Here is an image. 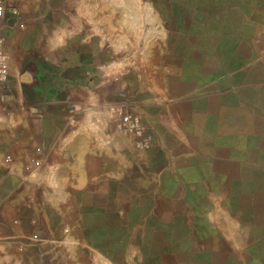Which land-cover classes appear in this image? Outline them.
<instances>
[{
    "label": "crops",
    "instance_id": "obj_1",
    "mask_svg": "<svg viewBox=\"0 0 264 264\" xmlns=\"http://www.w3.org/2000/svg\"><path fill=\"white\" fill-rule=\"evenodd\" d=\"M8 35L0 264H226V254L264 263L258 86H241L253 99L236 94L215 113L203 104L197 127L188 102L158 83L150 47L119 49L96 27L70 44L62 76L51 69L65 58L58 39L45 49L31 33L26 44ZM122 108L142 116L141 135L122 126Z\"/></svg>",
    "mask_w": 264,
    "mask_h": 264
},
{
    "label": "rangeland",
    "instance_id": "obj_2",
    "mask_svg": "<svg viewBox=\"0 0 264 264\" xmlns=\"http://www.w3.org/2000/svg\"><path fill=\"white\" fill-rule=\"evenodd\" d=\"M13 4L20 10L19 28L5 30L7 47L9 33L22 35L19 43L31 33L44 39L45 49L49 38L58 39L57 54L65 58L51 69L62 76L74 54L70 44L97 27L99 37L119 49L132 45L143 52L150 47L155 53L152 62L163 69L158 83L169 84L178 99L188 102L184 106L188 112L191 107L197 127L203 104L209 103L215 113L218 102L233 101L236 94L253 99L255 94L240 92L241 86H258L257 98L264 101V0H13ZM67 79L74 80L72 74ZM126 113L142 121L141 115ZM258 129L264 132V124ZM234 260L236 256L226 254V264H235Z\"/></svg>",
    "mask_w": 264,
    "mask_h": 264
},
{
    "label": "built area",
    "instance_id": "obj_3",
    "mask_svg": "<svg viewBox=\"0 0 264 264\" xmlns=\"http://www.w3.org/2000/svg\"><path fill=\"white\" fill-rule=\"evenodd\" d=\"M20 17L19 7L13 4V0H0V86L6 87L11 79L10 56L7 52L6 29H11L18 24ZM122 126L131 134L141 135L144 126L138 116L126 113L123 108L118 109ZM41 149H37L40 152ZM10 161V158H7ZM38 158L31 157L32 166H40Z\"/></svg>",
    "mask_w": 264,
    "mask_h": 264
}]
</instances>
